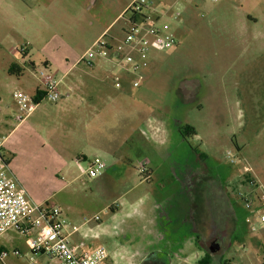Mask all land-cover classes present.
<instances>
[{"label": "rangeland", "instance_id": "1", "mask_svg": "<svg viewBox=\"0 0 264 264\" xmlns=\"http://www.w3.org/2000/svg\"><path fill=\"white\" fill-rule=\"evenodd\" d=\"M27 1L31 3L10 0L12 8H7L0 0V135L8 137L4 152L17 181L36 202L62 209L69 232L75 230L71 240L106 250L113 264H127L117 252L131 254L143 244L147 228L142 208L155 202L160 212L171 202L186 208L192 179L204 180L209 207L218 217L226 216L228 224L239 223L249 233L242 196L250 191V181L264 185V0H148L151 21L164 35L174 36L176 44L153 52L147 68L123 78L109 70L110 64L98 72L96 62L89 66L77 61L101 37L112 45L122 40L131 17L126 8L133 0H60L50 16L35 17L39 31L34 34L27 29ZM190 12L192 24L177 35L176 26ZM11 27L20 33H11ZM116 35L121 40L116 42ZM27 36L35 37L28 58L8 53L14 44L26 47ZM46 60L50 74L76 87L73 98L84 95L79 83H105V94L91 107L104 114L111 109L108 117L74 122L69 109L62 111L47 100L20 123L17 97L34 96L41 83L37 69ZM13 62L23 69L21 76L9 72ZM138 77L142 84L136 90L120 93L114 88L121 79L132 84ZM121 96L128 99L122 105L126 108L110 105L111 98ZM86 102L78 110L83 117L90 104ZM137 106L165 130L162 144L161 135L150 138L144 121L135 120ZM45 107L51 111L46 113ZM186 125L199 136L184 135ZM139 130L147 131V141ZM131 131L137 133L128 144L132 152L125 151L130 162L113 165L104 159L108 170L103 176L79 178V154L91 158L92 150L124 142ZM146 163L153 170L150 181L141 175ZM170 175L175 181L169 186ZM168 187L173 189L171 201L161 200ZM179 211L172 216L173 224ZM257 227L259 231L233 244L228 255L235 257V264L264 261V225ZM0 247L9 252L8 264H29L30 252L17 231L5 234ZM15 249L22 252L19 260L13 257ZM192 249L186 263L181 258L179 264L196 262Z\"/></svg>", "mask_w": 264, "mask_h": 264}, {"label": "built area", "instance_id": "2", "mask_svg": "<svg viewBox=\"0 0 264 264\" xmlns=\"http://www.w3.org/2000/svg\"><path fill=\"white\" fill-rule=\"evenodd\" d=\"M151 4L148 0H135L127 9L131 17L123 28L122 40L112 45L105 37L99 38L80 62L92 65L97 56H104L106 52L112 51L116 61L128 65L131 73L139 74L148 67L153 52L172 48L176 39L172 35H164L151 21L148 14ZM177 16L179 14L175 18ZM37 76L43 85L45 98L52 103L59 101L62 96L60 80L50 74L46 67L37 69ZM141 79L138 77L133 86L138 87ZM17 104L20 111L17 120L20 123L37 108L33 97L21 94L17 97ZM5 143L6 137L0 135V239L9 232L17 231L25 239L30 252L29 264H111L112 259L106 250L89 248L84 241L71 240L75 230L69 232L68 222L60 207L47 202L38 203L32 199L13 175L4 153ZM75 165L81 180L101 177L108 168L101 158H79L75 160ZM249 185L250 191L242 196V202L247 211V221L252 231L256 232L260 229L257 224L260 227L264 225V185L257 180L250 181ZM95 219L98 220L99 217ZM12 254L17 260L22 257L19 249H15ZM8 258L9 252L0 247V263L8 264Z\"/></svg>", "mask_w": 264, "mask_h": 264}, {"label": "crops", "instance_id": "3", "mask_svg": "<svg viewBox=\"0 0 264 264\" xmlns=\"http://www.w3.org/2000/svg\"><path fill=\"white\" fill-rule=\"evenodd\" d=\"M3 1H4L7 8H9V7L12 8L10 0H3ZM134 1L135 0H133L127 6L126 9H128L129 6ZM200 1H202V0H200ZM39 2H41L43 5L40 6ZM37 4L40 6L39 10L36 9ZM56 4H58V7H60L59 6L60 0H31V3H28V1H27V8H28L27 9V16H29V19H30V21H29L30 27L28 26L27 29L30 30V33H32L31 31H33L32 34H34L35 31H39V28L37 26L38 24H37L35 17L37 16V19L39 20V17H42L43 15L50 16V13H51L50 9L52 8V6H56ZM192 19H193V13L190 12L189 15L186 17V19L182 20L180 25L176 26V28L178 29L176 31V34L177 35L180 34V31H181L182 27H184V25L185 26L191 25ZM31 28H32V30H31ZM16 30L17 29L15 27H11L10 32L11 33L15 32V33L19 34L20 31L19 30L16 31ZM115 37H116V39H115L116 42L121 40V38H122L121 35H116ZM27 39H28V42H27L26 47H21V48L17 49L16 46H14L15 45L14 44L12 47L9 48L8 53L12 54L15 57L20 52L22 54V57L28 58L30 56L31 51H32L31 47L33 45V39H35V37L34 36L33 37L27 36ZM84 55H85V53L79 58V60L77 62H80L81 58ZM115 57H116L115 53H113L112 51L106 52V54L104 56H97L94 59L92 65L96 62L95 63L96 69L98 70V72H103L109 66L108 64H110L111 66H109V68H110L109 70L115 74H118V76L123 78L126 76V74L130 73V71L128 69L129 67H128V65L123 64L120 61H116ZM24 58H23V62H24ZM29 63L32 66L36 65L33 60L30 61ZM49 64H50V62L48 60H46L44 66L46 65L45 67L47 68V67H49ZM12 65H17L20 67V65L17 62H13L11 64V67H12ZM92 65H89V66H92ZM121 81H122L121 83L117 82L114 84V88L118 91L120 90L119 91L120 93H127L128 91L130 92L132 90H136V89L140 88L141 84H142V83H140V85L138 87H134L133 83L131 84L128 81H123V79H121ZM115 85H116V87H115ZM73 88L76 90V87H73L71 85L69 86L68 83H63V82L61 83V81H60V90H61L62 96L59 99V101L54 103V105L59 104V106H61L62 111H68V109H69L70 110V111H68L69 112L68 113L69 118H73L74 122L75 121L77 122L79 120L85 119L86 117L88 119L89 118L90 119H103L104 115H105V118L108 117V114L111 111V109L107 108V112H106V114H104V113H100L98 108L91 107V104H94L96 102V98H98L99 95L105 94V92H106L105 91L106 90L105 83H99V81H94L92 83H79L77 88L80 89L81 94H84L83 96H80V99L72 97L71 93H73V91H74ZM91 89H94V90L90 92ZM37 91L44 92V90H42V83H40V87L35 90L34 96L36 95ZM47 100L48 99L43 97V99L40 102H37L36 111L30 117H32L43 106V104ZM127 100L128 99H126L124 96H121L119 98H117V97L111 98L110 99V105L116 104L117 108L119 107V105L122 108H126L123 106L129 103ZM85 101H87L86 103H90V104H88L89 105L88 111L85 113L86 114L85 117H83V114L81 112H78V110H79V106L81 104L80 102H85ZM138 104H139V102H138ZM113 109H115V107H113ZM44 111L46 113H48L49 111H51V109L45 107ZM135 115H137V118L135 120H139L140 122L144 121L143 122L144 126L147 127V131H149V133H150V138H154L155 140H157L158 136H159V138H161L160 135L162 136V141H161V144H162L166 138V135H165V130L162 128L161 124L152 122L150 119L147 120L145 109L141 108L140 106H137V109H135L134 116ZM30 117H28V118H30ZM147 131H144V130L140 131L139 130V134L144 135V137L146 138V141H147ZM136 133L137 132L134 133L133 131H131L132 135L131 134L127 135V137L125 138V141L119 142L117 145L112 144L110 142L108 145L103 146V148L92 150L91 153L93 154V157L91 156V158L90 157L89 158L90 159L101 158L102 160L106 159V160L112 162L113 165L121 164L122 162H125V161L130 162L131 160L129 158H125V157H127L125 151L132 152L130 150L128 144H129V142L132 141L133 134L136 135ZM2 136H4V135H2ZM195 136H199L198 133ZM5 137H6V141H7L8 137L7 136H5ZM119 145H121V147ZM158 146H159V149L163 148L162 147L163 145H158ZM79 158H82L85 160H90L87 157L86 153H84V152L79 154L78 157H76V159H79ZM106 160H104V161L106 162ZM143 169H144L143 172H141L142 177H143V175H148L146 178L149 179L148 181H150L153 177V170H152L151 166H149V164L146 163L143 166ZM107 170H108V168H107ZM107 170H106V172H107ZM144 171H145V173H144ZM146 178H144V180H142L141 183L145 182ZM148 181H146V182H148ZM174 181H175V179H173V177L171 175L169 178H167V184L169 186L172 185L174 183ZM172 191H173V189L168 187L167 191L164 193L165 194L164 197L161 198V200L171 201L172 195H169V194H172ZM171 208H172V205L170 203L167 206V208L162 207L163 210L160 212L161 208L157 205V202L154 203L152 208L150 205H148V207L142 208L143 211L141 212L140 216H142V219L144 220V223L146 224V228H147V231H146L147 234H146V236L143 237V241H149V238H148L149 237V230H151L153 222L156 223L157 226H159V233L155 237L156 241H160V242L172 241L173 242V240H175L174 239L175 237H173V235H171V237H170L166 234V231L163 230V226L161 225V222L163 221V219L165 220V218H166V220H167V218H169L171 216V213H170L172 211ZM117 211H119V210H117ZM115 213H114V215H115ZM160 213H161V215H160ZM259 230L260 229H258L257 231H259ZM131 254H132V251H131ZM127 255L128 254H125L124 256L127 257Z\"/></svg>", "mask_w": 264, "mask_h": 264}, {"label": "flooded vegetation", "instance_id": "4", "mask_svg": "<svg viewBox=\"0 0 264 264\" xmlns=\"http://www.w3.org/2000/svg\"><path fill=\"white\" fill-rule=\"evenodd\" d=\"M188 189L191 191L187 194V206L181 208L184 212L179 211L181 204L173 205L171 202L170 213L172 214L167 220L165 218L166 221L163 219L161 222L166 234L170 237L173 235L175 240L173 242L156 241L159 226L153 222L149 230V241L142 240L143 244L140 247H136L134 251L131 250L130 258L120 251L117 252L127 264H179L182 259H184L182 262L186 263L185 259L189 256L187 251L192 248L190 251L194 254L196 262L191 264H235V257L228 255L233 244L241 242L245 237L247 239L251 236L249 233L252 234L253 231L249 233L242 231L239 223L237 226L228 224L226 216L218 217L215 209H210L204 180L193 181L192 179ZM177 211H179L177 215L179 217L175 216V224H173L172 216L176 215ZM121 237L127 238V235L122 234ZM127 245L125 244L124 247ZM131 246L133 247L134 244Z\"/></svg>", "mask_w": 264, "mask_h": 264}, {"label": "trees", "instance_id": "5", "mask_svg": "<svg viewBox=\"0 0 264 264\" xmlns=\"http://www.w3.org/2000/svg\"><path fill=\"white\" fill-rule=\"evenodd\" d=\"M46 66V65H45ZM9 72L12 74V75H17V76H21L23 74V69H21L19 66L17 65H12V67L10 68ZM43 97H45V92H41V91H37L36 95L33 97L34 100L36 102H40ZM184 135H196V129L192 126H189V125H186L184 127V132H183ZM145 173V171H144Z\"/></svg>", "mask_w": 264, "mask_h": 264}]
</instances>
